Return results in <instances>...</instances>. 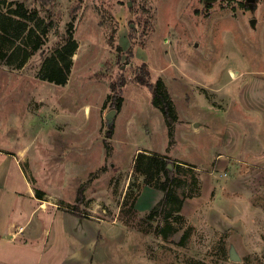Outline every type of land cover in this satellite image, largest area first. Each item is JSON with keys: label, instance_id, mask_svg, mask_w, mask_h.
<instances>
[{"label": "rangeland", "instance_id": "1", "mask_svg": "<svg viewBox=\"0 0 264 264\" xmlns=\"http://www.w3.org/2000/svg\"><path fill=\"white\" fill-rule=\"evenodd\" d=\"M19 1L28 11L17 24L36 32L24 45L27 31L17 29V41L4 45L15 48L11 63L0 62V171L12 178L8 189L0 188V204L19 217L11 214L8 192L24 190L25 175L47 201L48 220L54 206L73 213L77 222L70 226L83 240L79 219L90 222V247L69 236L57 249L50 236L39 246L38 264H264V162L243 158L262 160L260 140L215 165L235 133L230 120L252 136L261 123L259 113H239L227 91L243 88L249 73L264 80V0H0V14ZM70 35L78 47L65 60L67 82L42 79L43 63L59 56ZM144 63L172 102L173 130L152 89L137 80ZM229 68L242 71L236 83ZM122 77L117 106L111 83ZM219 84L227 85L219 93L209 86ZM141 152L182 164L179 194L187 197L181 215L172 212L173 242L161 233L164 192L134 169ZM66 216L57 218L65 227ZM184 234V245H177Z\"/></svg>", "mask_w": 264, "mask_h": 264}, {"label": "crops", "instance_id": "2", "mask_svg": "<svg viewBox=\"0 0 264 264\" xmlns=\"http://www.w3.org/2000/svg\"><path fill=\"white\" fill-rule=\"evenodd\" d=\"M230 80L231 83H236L241 79L240 73L242 75V71L229 68ZM239 71V73H238ZM232 72L236 75L233 76ZM246 74H248L246 72ZM245 75V74H244ZM245 84L243 88H241L238 92L236 89L228 90L225 96H228L231 105H237L239 113H250L253 114L257 118V113L261 115V123L259 126L255 128L254 135H250L244 133V127L242 122L237 121L235 119L230 120V129H232L235 133L233 134V138L229 143H226L225 154L220 153L217 155L215 160V165L218 166L219 163H222L223 157L227 155L237 156L241 154V152H245L246 144H254L257 143L255 140L258 138L262 145V160H259L258 155H252L249 153L245 160H247L250 164H258V161H261V164L264 162V80L262 78L254 77L251 73L248 74V77L245 79ZM214 88V92L219 93L220 91H224L227 85L219 84V85H209ZM238 94V95H237ZM221 94L217 95V99L221 98ZM216 101V100H215ZM219 103L218 101H216ZM233 110H236L233 108ZM232 110V111H233ZM221 111V109H220ZM219 111V112H220ZM230 111V110H228ZM231 112V111H230ZM255 119V118H253ZM262 124V125H261ZM250 128H254V125ZM239 131V132H238ZM248 138V140H247ZM9 154V153H8ZM10 155V154H9ZM6 157V158H5ZM5 163L12 159V156H5ZM233 163V162H232ZM231 163V164H232ZM23 182L25 183L24 190H20V188H12L8 192V182L10 179L9 172L0 171V188L6 189V192L9 195H12L14 205L11 206V214L13 212H19V217L8 216V212L5 209L6 206L2 203L0 204V264H38L41 259V253L39 252V246L43 241L48 240L49 237L52 236V240L56 242L57 249L60 248V245H66L68 243L67 238L69 236L77 238L79 241L86 242L89 247L91 246L88 242L90 232L87 228L90 227V222L88 220L79 219L80 222L84 224V237L85 239H80L74 230L72 222H77V219L74 217L73 213L66 212L63 213L59 208L54 206V210L51 212L50 220L47 219L48 212V203L44 201L43 198H39L33 190V187L28 180L27 176H21ZM207 180L204 181L203 191H208ZM2 196V195H0ZM35 201L32 203L31 201ZM16 202H18L19 209L16 206ZM53 205V204H52ZM5 213H4V211ZM40 214L36 223L34 224V217ZM25 215V217H24ZM67 215L68 223L67 227L61 224V219L58 221V216ZM65 227V228H64ZM92 230L94 231L93 227ZM69 233L68 237H65L66 234ZM93 240V239H92ZM84 253L87 251L84 250ZM45 254V253H44ZM79 255V251H78ZM65 258V257H64ZM84 263H87L88 259L83 258ZM80 263V262H78ZM62 264V262L58 263Z\"/></svg>", "mask_w": 264, "mask_h": 264}, {"label": "trees", "instance_id": "3", "mask_svg": "<svg viewBox=\"0 0 264 264\" xmlns=\"http://www.w3.org/2000/svg\"><path fill=\"white\" fill-rule=\"evenodd\" d=\"M15 8H9L4 14H0V62H5L10 64L11 59L14 55V49L8 51L4 46L6 44H11L17 41L19 35H17L16 30H25L27 34L25 36L26 43L24 45L30 44V39H32L33 34L36 32L35 27H31L27 30V24L22 22L18 25L16 17H27L28 6L25 2L19 1ZM248 7L249 5H245ZM80 5H76L73 8L71 17L73 20L77 18V13ZM253 8H256V3L253 4ZM73 26V21H70L69 27ZM29 38V40H27ZM26 48V57L30 53V50ZM78 47V42L71 37H69L67 44L59 50V56L53 55L47 58L42 65L39 75L42 79L57 83L65 84L67 82L68 74L71 68V62L65 61L67 56L73 54ZM38 44H32V50L38 49ZM50 58H52L53 63L50 64ZM19 65H22L21 63ZM137 80L140 84L146 85L152 89L155 100L154 102L161 108L167 123L169 124V129L173 130L172 126L177 120V116L174 112L172 102L168 98L167 93L163 90V85L160 80L153 83L150 81V70L148 66L144 63L139 68V73L137 75ZM126 81L124 77L120 79L119 82L113 81L111 83V90L115 94L116 105L120 106L122 102V95L118 92V87L125 85ZM173 133V132H172ZM189 164V163H188ZM182 164L175 160L174 158L161 153L147 154L141 152L136 156L135 160V171H139L145 176L151 179H155V186L164 192V197L161 201L163 204L162 210L164 212V217L166 220V226L161 230V233L166 241H171V237L176 233L177 227L170 222L172 218V212H176V217L181 215L179 212L185 205L186 194H179L180 189L184 185V179L181 176ZM190 168L196 167L194 164L189 165ZM38 193V192H36ZM39 198L42 195L36 194ZM166 204H171V210L166 207ZM156 209V208H155ZM152 212H154V210ZM75 209H73L74 211ZM168 210V211H167ZM79 211V210H77ZM174 212V213H175ZM186 234L180 237V240L176 243L177 245L183 246L185 243Z\"/></svg>", "mask_w": 264, "mask_h": 264}, {"label": "water", "instance_id": "4", "mask_svg": "<svg viewBox=\"0 0 264 264\" xmlns=\"http://www.w3.org/2000/svg\"><path fill=\"white\" fill-rule=\"evenodd\" d=\"M113 114H114V111H110L108 114V117L111 118L113 116ZM231 258L233 260H239L240 259L239 255L233 249L231 251Z\"/></svg>", "mask_w": 264, "mask_h": 264}, {"label": "bare ground", "instance_id": "5", "mask_svg": "<svg viewBox=\"0 0 264 264\" xmlns=\"http://www.w3.org/2000/svg\"><path fill=\"white\" fill-rule=\"evenodd\" d=\"M232 75L235 76L236 74L234 72H232ZM87 108V107H86Z\"/></svg>", "mask_w": 264, "mask_h": 264}]
</instances>
